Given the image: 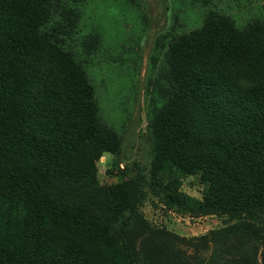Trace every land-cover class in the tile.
I'll use <instances>...</instances> for the list:
<instances>
[{"label":"trees","instance_id":"16d2710c","mask_svg":"<svg viewBox=\"0 0 264 264\" xmlns=\"http://www.w3.org/2000/svg\"><path fill=\"white\" fill-rule=\"evenodd\" d=\"M86 1L0 0V198L23 223L15 242L0 239V264H203L167 232L153 235L164 246L151 239L146 259L135 256L134 239L149 229L138 211L144 183L97 180L96 162L118 154L121 140L52 25L59 9ZM167 72L168 101L148 126L151 178L175 168L205 185L202 200L168 203L199 217L264 214V16L247 27L214 16L202 32L178 36ZM238 232L194 240L212 244L207 264H259L253 251L235 258Z\"/></svg>","mask_w":264,"mask_h":264},{"label":"rangeland","instance_id":"374dc122","mask_svg":"<svg viewBox=\"0 0 264 264\" xmlns=\"http://www.w3.org/2000/svg\"><path fill=\"white\" fill-rule=\"evenodd\" d=\"M58 13L52 25L63 33V47L94 85L102 122L121 140L118 154H104L96 162L97 180L103 187L131 179L144 183L145 198L138 211L149 229L134 239V255L145 260L154 233L156 237L167 232L176 239L174 248L207 264L212 244L194 239L235 226L239 229L231 240L235 258L253 251L264 264V214L199 217L168 203L174 196L202 200L205 185L200 175H184L175 168L152 179L154 149L148 128L168 101L172 42L180 35L202 32L214 16H227L247 27L264 16V0H139L135 5L129 0H87L84 6H67ZM21 222V214L0 198V239L6 235L15 242ZM161 240L154 241L164 246Z\"/></svg>","mask_w":264,"mask_h":264}]
</instances>
